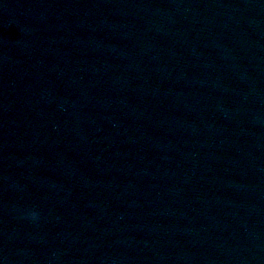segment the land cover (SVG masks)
<instances>
[{
	"label": "water",
	"instance_id": "95a60500",
	"mask_svg": "<svg viewBox=\"0 0 264 264\" xmlns=\"http://www.w3.org/2000/svg\"><path fill=\"white\" fill-rule=\"evenodd\" d=\"M125 264H264V0H197Z\"/></svg>",
	"mask_w": 264,
	"mask_h": 264
},
{
	"label": "clouds",
	"instance_id": "9594fccd",
	"mask_svg": "<svg viewBox=\"0 0 264 264\" xmlns=\"http://www.w3.org/2000/svg\"><path fill=\"white\" fill-rule=\"evenodd\" d=\"M22 218H27L30 219L31 221H36L38 219V213L35 211L29 212L26 217H22Z\"/></svg>",
	"mask_w": 264,
	"mask_h": 264
}]
</instances>
